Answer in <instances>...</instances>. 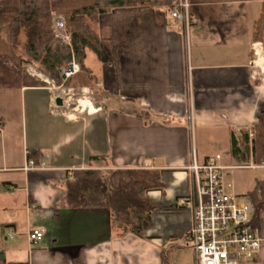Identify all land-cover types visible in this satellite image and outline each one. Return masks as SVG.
<instances>
[{"label":"crops","instance_id":"crops-1","mask_svg":"<svg viewBox=\"0 0 264 264\" xmlns=\"http://www.w3.org/2000/svg\"><path fill=\"white\" fill-rule=\"evenodd\" d=\"M263 3H196L187 26L144 1L101 13L108 60L86 64L106 95L80 100L79 113L55 105L63 98L48 85L14 87L19 113L0 114V264H178L162 261L166 248L194 264L190 204L179 203L195 192L193 159L220 153L221 175L241 196L264 179V159L255 163L250 149L235 157L230 141L231 132L250 136L264 112ZM82 168L160 169L164 189L147 193L158 203L149 229L120 233L108 210L67 206L65 181ZM37 226L44 238L31 243ZM258 227L260 250L240 264H264V208Z\"/></svg>","mask_w":264,"mask_h":264},{"label":"trees","instance_id":"trees-1","mask_svg":"<svg viewBox=\"0 0 264 264\" xmlns=\"http://www.w3.org/2000/svg\"><path fill=\"white\" fill-rule=\"evenodd\" d=\"M141 1L165 11L172 8V0H0V87L47 84L23 71V64L33 65L58 85L64 79L66 86H89L94 75L85 64L86 51L94 52L102 62L108 55L98 32L86 18L95 22L100 13ZM203 1L206 0H190L194 3ZM237 1L243 3L247 0ZM56 13L64 15L70 44L62 41L52 29V18ZM256 26L257 38L262 40L264 49V3ZM21 30L25 35L24 56L15 52ZM73 61L78 70L64 77L61 72L68 70ZM230 141L231 153L235 157H240L238 152L244 155L250 149L253 161L260 163L264 159V112L253 126L251 136L248 131L239 136L231 132ZM35 153V149H30L28 157L37 163L39 155L35 157ZM246 159L248 156L243 160ZM64 189L65 201L70 208H104L109 212L113 229L120 233L141 234L149 229L152 211L158 206L147 193L153 189L163 190L164 182L160 169L82 168L72 170ZM247 195L254 208L253 222L258 225L259 214L264 208V179L257 181ZM165 258L162 250L163 262Z\"/></svg>","mask_w":264,"mask_h":264},{"label":"built area","instance_id":"built-area-1","mask_svg":"<svg viewBox=\"0 0 264 264\" xmlns=\"http://www.w3.org/2000/svg\"><path fill=\"white\" fill-rule=\"evenodd\" d=\"M170 14L187 26L190 1L172 0ZM52 20L55 35L70 44L64 19L53 16ZM71 68L61 74L68 77L76 71L78 67L74 61L71 62ZM27 71L54 86L52 79L32 66ZM221 157L220 153L210 154L201 163L193 159L189 168L194 176L195 192L179 201L181 205L190 204L191 225L185 239L194 252V264H240L252 259L261 247L259 227L253 222L252 201L247 196H241L238 200V194L225 183L221 175ZM27 163L24 168H32L33 161L28 159ZM7 235L12 237V230ZM44 235L43 226L32 227L28 231L31 243L40 242Z\"/></svg>","mask_w":264,"mask_h":264},{"label":"rangeland","instance_id":"rangeland-1","mask_svg":"<svg viewBox=\"0 0 264 264\" xmlns=\"http://www.w3.org/2000/svg\"><path fill=\"white\" fill-rule=\"evenodd\" d=\"M196 3L199 4L201 2H195V3L190 2V7H191V5L193 6ZM110 10L111 9L103 12L102 14L107 13ZM99 15H98V18L95 22L90 20L89 18H86V21L89 23V25L92 28H94L97 32H99L100 25L102 24V23L99 24V22H98L99 21ZM53 16H61L64 19V24H65V18H64L63 14L56 13V14H53ZM189 23H190V20H189ZM53 24L54 23L52 20V29H53ZM65 28H66V26H65ZM24 40H25V35H24L23 30H21L17 36V43H16V47H15V52L17 54L22 55V56L25 55V53L23 51ZM96 59H98V58L94 52L89 51V50L86 51V59H85L86 62H85V64L87 63L89 66H93V64L96 63ZM107 60H108V58H107ZM29 66H32L33 68H35L31 64H23V66H22L23 71H25L28 75H29V73L27 70L29 69ZM77 67H78V65H77ZM68 68H69V66H68ZM71 69L72 68H71V64H70L69 70H71ZM76 71H74V72H76ZM91 72H93V71L91 70ZM73 73H71V74H73ZM0 77H1V75H0ZM93 78H94L93 82H91V84L89 86H74V87L66 86L64 84V79L62 81L61 87H60V85L57 86L58 84H56V82H54V86L52 85V83H48V82H46L47 83L46 85L52 87V89H54L57 93H60L59 95H61V97L63 98V101H64V105H62L64 107V110H66L69 113H79L80 109L82 110V108L80 107V104H79L80 100L85 101V102H88L89 100H91L94 104H97V105L99 104V101L104 100V97L106 95L105 94L106 91L101 84L98 85V83H99L98 79L95 76ZM83 87H87V88L83 90L82 89ZM14 93H16V92L13 91L12 87H9L6 89H1V87H0V114H3V115L7 114L8 116H10V115L15 116L17 113H19V111H20V100L16 96L17 93L16 94H14ZM104 105L106 106L107 104H104ZM9 122H11V120ZM237 172H241L244 175H247L250 172V170L242 169V170H239ZM240 198H241V195H238V200H240ZM0 240L3 241L2 239H0ZM177 249L178 248H176V251H174L173 253H172V250H173L172 248H166L165 249L164 253H165V257H166L167 261L170 263L173 260V256H174V259L176 261H178V264L189 263L188 253H185L182 250L179 251Z\"/></svg>","mask_w":264,"mask_h":264},{"label":"water","instance_id":"water-1","mask_svg":"<svg viewBox=\"0 0 264 264\" xmlns=\"http://www.w3.org/2000/svg\"><path fill=\"white\" fill-rule=\"evenodd\" d=\"M55 105L57 106H62L63 105V102H62V99L60 97H57L54 101Z\"/></svg>","mask_w":264,"mask_h":264}]
</instances>
